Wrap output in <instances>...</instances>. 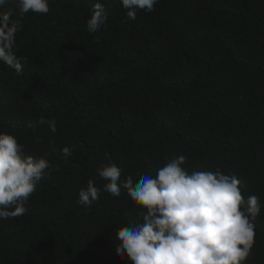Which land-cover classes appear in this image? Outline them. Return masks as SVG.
<instances>
[{
    "label": "trees",
    "instance_id": "trees-1",
    "mask_svg": "<svg viewBox=\"0 0 264 264\" xmlns=\"http://www.w3.org/2000/svg\"><path fill=\"white\" fill-rule=\"evenodd\" d=\"M96 2L22 16L5 5L21 25L23 72L0 62V132L52 168L23 215L0 219V264H131L116 232L142 209L126 189L104 190L97 169L114 162L138 181L181 155L189 172L219 168L259 197L244 264H264V0H158L135 20L122 0H99L108 20L89 33ZM89 179L100 193L85 207Z\"/></svg>",
    "mask_w": 264,
    "mask_h": 264
},
{
    "label": "clouds",
    "instance_id": "clouds-1",
    "mask_svg": "<svg viewBox=\"0 0 264 264\" xmlns=\"http://www.w3.org/2000/svg\"><path fill=\"white\" fill-rule=\"evenodd\" d=\"M54 0H16L19 15L29 12L47 14ZM9 0H0V62L23 72V58L13 47L21 25L6 9ZM158 0H122L129 19L135 20L139 10L151 13ZM105 7L97 0L87 20L89 33H97L106 24ZM98 42V40H97ZM44 118L36 123H44ZM29 127H34L29 122ZM51 131H56L52 124ZM62 153L67 160L71 150ZM181 155L157 169L155 176L144 174L138 181L122 176L114 162L98 168L106 181L104 190L113 197L126 189L141 216L117 229L119 241L115 251L131 264H244L255 242L253 221L261 214L259 197L245 198L237 175L185 168ZM52 165L44 157L25 154V145L9 132H0V219L19 217L37 191L42 179L50 175ZM100 189L89 179L78 192L77 203L90 207L99 199Z\"/></svg>",
    "mask_w": 264,
    "mask_h": 264
}]
</instances>
